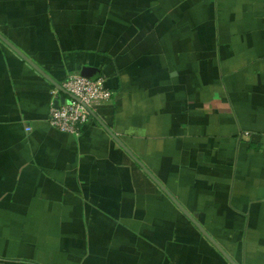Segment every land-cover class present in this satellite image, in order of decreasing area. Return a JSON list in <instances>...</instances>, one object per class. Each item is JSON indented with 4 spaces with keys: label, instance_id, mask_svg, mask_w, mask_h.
<instances>
[{
    "label": "crops",
    "instance_id": "1",
    "mask_svg": "<svg viewBox=\"0 0 264 264\" xmlns=\"http://www.w3.org/2000/svg\"><path fill=\"white\" fill-rule=\"evenodd\" d=\"M0 32L39 67L0 40V264H232L136 159L264 264V0H0ZM41 71L105 78L81 136Z\"/></svg>",
    "mask_w": 264,
    "mask_h": 264
},
{
    "label": "built area",
    "instance_id": "2",
    "mask_svg": "<svg viewBox=\"0 0 264 264\" xmlns=\"http://www.w3.org/2000/svg\"><path fill=\"white\" fill-rule=\"evenodd\" d=\"M64 89L79 98L66 101L60 107L52 106L49 112V124L64 133L81 136L83 129L92 119L95 105L109 101L113 92L104 77L91 78L84 75H71L64 83ZM58 89L53 90L56 97Z\"/></svg>",
    "mask_w": 264,
    "mask_h": 264
},
{
    "label": "water",
    "instance_id": "3",
    "mask_svg": "<svg viewBox=\"0 0 264 264\" xmlns=\"http://www.w3.org/2000/svg\"><path fill=\"white\" fill-rule=\"evenodd\" d=\"M0 40L3 41L8 47H10L13 51H15L20 57H22L23 59H25L28 63H30L31 65L35 66L36 69H39V67L36 66L35 63H33V61H31L29 59V57L22 51L20 50L13 42H11L6 36H4V34H2L0 32ZM95 73L94 69L91 68H87L85 70V74H92ZM41 73L45 74L43 71H41ZM46 75V74H45ZM46 77L54 84L56 85L60 91V97L58 99L55 100V106L56 107H60L61 105H64L66 103V94L69 95L70 97H72V99L78 100L79 98L74 96L73 94H70L69 92H67L64 87H62V85L56 83L53 79L49 78L47 75ZM90 77V76H87ZM92 78V77H91ZM97 78V77H95ZM92 114L94 115V112L92 111ZM100 123L104 126V128L114 137V139L119 141L118 136H116L112 130L103 122L99 119ZM124 146V145H123ZM132 155V154H131ZM133 156V155H132ZM135 158V156H133ZM136 159V158H135ZM136 161L145 169V171L148 173V175L154 179V181L156 183H158L163 190L167 193V195L170 197V199H172V201L186 214V216L204 233V235L210 239V241H212L216 247L221 251V253L232 263V264H237L231 257L230 255H228V253L216 242V240L204 229V227L198 222L197 218L192 216L185 207H183V205H181V203L176 199V197L163 185L161 184V182L154 177V175L149 171L148 168L145 167V165H143L138 159H136Z\"/></svg>",
    "mask_w": 264,
    "mask_h": 264
}]
</instances>
